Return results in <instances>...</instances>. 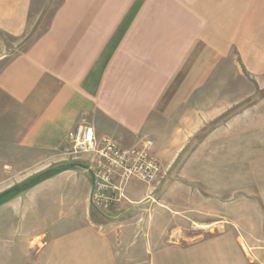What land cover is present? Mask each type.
<instances>
[{
  "label": "crops",
  "instance_id": "crops-1",
  "mask_svg": "<svg viewBox=\"0 0 264 264\" xmlns=\"http://www.w3.org/2000/svg\"><path fill=\"white\" fill-rule=\"evenodd\" d=\"M35 2L0 0V34L30 36ZM233 53L264 77V0H60L47 29L0 72V167L41 163L87 124L125 148L157 139L161 185L165 159L180 150L177 137L163 141L171 112L204 92ZM218 155L217 219L201 223L217 234L178 239L176 212L163 223L165 210L142 206L136 179L119 205L96 208L91 176L72 182L76 170L91 173L70 163L3 205L31 224H1V238L11 233L0 264H264V157L247 160L256 190L242 199L240 147L231 179ZM225 181L234 184L227 199Z\"/></svg>",
  "mask_w": 264,
  "mask_h": 264
},
{
  "label": "rangeland",
  "instance_id": "rangeland-1",
  "mask_svg": "<svg viewBox=\"0 0 264 264\" xmlns=\"http://www.w3.org/2000/svg\"><path fill=\"white\" fill-rule=\"evenodd\" d=\"M59 2L60 0H36L30 19L31 35L27 38L14 40L0 34V57H6L0 62V72L8 61L24 51L47 29ZM39 14H42L41 17ZM238 59L233 53L219 61L218 67L210 75L209 85L204 92H199L192 101L171 112L172 116L164 128L163 141L167 145L173 137H177L180 150L169 152L170 156L168 154V159H165L166 176L163 183L155 188L137 183V187L143 189L146 195L142 206L166 211L167 218L162 220L163 223H169V216L173 220L176 212L177 238H184L186 242H196L217 234L214 226L207 227L201 223L217 219L216 198L219 191L217 186L220 185L217 182L218 154L225 155V159L223 158L227 167L225 177L231 179L238 166L237 164L234 166L232 159L240 147L242 159L240 195L242 199L255 197V184L253 179L249 178L247 160L264 157V77L260 79L246 71ZM170 96L171 94H168L166 100ZM143 138H149L154 142L157 140L153 136ZM250 144L256 145L252 147ZM66 152L67 150L54 153L50 158L29 168L0 167V196L16 188H22L24 184L50 170L69 169L70 163L75 164V169H80L81 163L68 160L64 156ZM172 154L175 155L172 157ZM75 175L72 182L81 176H90L81 170H76ZM233 186L231 181H225L226 199L232 197ZM12 196L13 194L0 198V226L7 221V227L22 222L25 225L31 224L27 214L20 215L17 219L12 212L2 208L13 198ZM10 233L3 232L6 237H0V241L8 243ZM37 244L36 242L35 245ZM5 248L7 246L0 245V250Z\"/></svg>",
  "mask_w": 264,
  "mask_h": 264
},
{
  "label": "built area",
  "instance_id": "built-area-1",
  "mask_svg": "<svg viewBox=\"0 0 264 264\" xmlns=\"http://www.w3.org/2000/svg\"><path fill=\"white\" fill-rule=\"evenodd\" d=\"M64 156L73 163H88L86 170L96 180L90 201L99 209L112 208L125 200L133 179L155 188L164 178L153 140L143 138L125 148L108 137L98 140L94 128L87 124L78 125Z\"/></svg>",
  "mask_w": 264,
  "mask_h": 264
},
{
  "label": "trees",
  "instance_id": "trees-1",
  "mask_svg": "<svg viewBox=\"0 0 264 264\" xmlns=\"http://www.w3.org/2000/svg\"><path fill=\"white\" fill-rule=\"evenodd\" d=\"M74 166H75V165H74ZM70 167H72V166H70ZM61 170L64 171V169H61ZM55 174H57V172H56L55 170H50V171H48L47 173H45V174L39 176L37 179L32 180V181L26 183L27 186H25V184H24V185L22 186V188H16V189H14V190H12V191L6 192V193L3 194L2 196H0V198H1V197L6 198L7 196H9V195H11V194H13L12 197H14V196L18 195L19 193H21V192H23V191H26V190H28V189H30V188H32V187L38 185L39 183H41V182H43V181H45V180L51 178V177L54 176ZM17 189H20V190L17 191ZM0 204H1V203H0Z\"/></svg>",
  "mask_w": 264,
  "mask_h": 264
},
{
  "label": "water",
  "instance_id": "water-1",
  "mask_svg": "<svg viewBox=\"0 0 264 264\" xmlns=\"http://www.w3.org/2000/svg\"><path fill=\"white\" fill-rule=\"evenodd\" d=\"M80 168L86 170V167H84V166H81ZM55 171H56V172H60L59 169H57V170H55ZM90 176H91V180H92V191H93L94 188H95V182H96V180H95V177H94L93 174H91ZM25 186H27V184H25ZM19 190H20V189H17V191H19Z\"/></svg>",
  "mask_w": 264,
  "mask_h": 264
}]
</instances>
